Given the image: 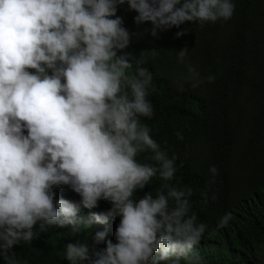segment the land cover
Instances as JSON below:
<instances>
[{
	"label": "clouds",
	"instance_id": "obj_1",
	"mask_svg": "<svg viewBox=\"0 0 264 264\" xmlns=\"http://www.w3.org/2000/svg\"><path fill=\"white\" fill-rule=\"evenodd\" d=\"M234 3L0 0V257L6 264H20L14 246L50 227L92 239L65 246L70 264H201L195 246L207 226L191 211L193 189L171 183L177 158L142 122L155 115L153 77L125 52L130 33L117 11L127 4L135 23H150L156 37L185 23L227 21ZM188 71L197 87L199 73ZM209 172L214 177L217 168ZM153 179L164 183L137 198ZM101 200L111 205L106 213L84 214ZM116 217L118 226L108 222ZM230 218L225 214L218 227Z\"/></svg>",
	"mask_w": 264,
	"mask_h": 264
},
{
	"label": "trees",
	"instance_id": "obj_2",
	"mask_svg": "<svg viewBox=\"0 0 264 264\" xmlns=\"http://www.w3.org/2000/svg\"><path fill=\"white\" fill-rule=\"evenodd\" d=\"M234 4V14L227 21L206 26L185 23L158 30L156 37L150 34V23H135L137 14L127 4L117 11L130 33L125 52L134 65L142 60L141 66L153 77L149 100L155 115L142 122L161 149L177 158L171 183L193 189L191 211L198 223L207 226L195 246L201 264H264V0H235ZM184 29L187 33L177 38L176 33ZM183 48L188 51L181 61L178 52ZM189 67L199 73L197 87L188 79ZM209 76L215 79L209 82ZM139 159L143 162L144 157ZM212 166L217 168L214 177L209 172ZM162 183L153 179L135 196L155 194ZM65 188L78 202L80 197ZM110 207L101 200L98 207L83 210L88 216L106 213ZM225 214L231 217L228 224L218 227ZM119 220L108 222L118 226ZM34 231L39 232L38 225ZM86 240L91 244L84 232L50 227L13 251L20 264H70L65 246ZM0 264H6L2 257Z\"/></svg>",
	"mask_w": 264,
	"mask_h": 264
}]
</instances>
